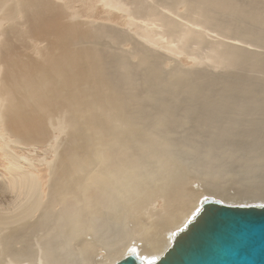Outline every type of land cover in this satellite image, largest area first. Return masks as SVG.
Masks as SVG:
<instances>
[{
  "label": "bare ground",
  "instance_id": "obj_1",
  "mask_svg": "<svg viewBox=\"0 0 264 264\" xmlns=\"http://www.w3.org/2000/svg\"><path fill=\"white\" fill-rule=\"evenodd\" d=\"M89 1L121 20L0 0V264H172L264 207V0Z\"/></svg>",
  "mask_w": 264,
  "mask_h": 264
},
{
  "label": "water",
  "instance_id": "obj_2",
  "mask_svg": "<svg viewBox=\"0 0 264 264\" xmlns=\"http://www.w3.org/2000/svg\"><path fill=\"white\" fill-rule=\"evenodd\" d=\"M181 250L172 264H264V207H218Z\"/></svg>",
  "mask_w": 264,
  "mask_h": 264
},
{
  "label": "rangeland",
  "instance_id": "obj_3",
  "mask_svg": "<svg viewBox=\"0 0 264 264\" xmlns=\"http://www.w3.org/2000/svg\"><path fill=\"white\" fill-rule=\"evenodd\" d=\"M67 2V8L72 12V8L77 10V14L82 18H96L99 20L109 18L113 21H120L121 17L119 14L112 13L108 14L102 7L90 2L89 0H64ZM61 135L60 137H62ZM18 155V160L22 168H27L29 162L34 161V165L31 169L34 171L42 172V176L45 177V160L51 158L52 153L45 145L32 148L31 151L23 149H14ZM5 161L1 157L0 151V199L3 200L7 193H3L2 181L3 175H7V171L4 168ZM44 172V173H43Z\"/></svg>",
  "mask_w": 264,
  "mask_h": 264
}]
</instances>
